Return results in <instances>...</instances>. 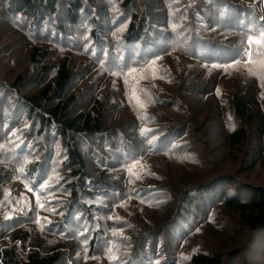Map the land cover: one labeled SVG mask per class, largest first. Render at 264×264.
<instances>
[{
	"label": "trees",
	"instance_id": "trees-1",
	"mask_svg": "<svg viewBox=\"0 0 264 264\" xmlns=\"http://www.w3.org/2000/svg\"><path fill=\"white\" fill-rule=\"evenodd\" d=\"M0 264H264V0H0Z\"/></svg>",
	"mask_w": 264,
	"mask_h": 264
},
{
	"label": "snow or ice",
	"instance_id": "snow-or-ice-1",
	"mask_svg": "<svg viewBox=\"0 0 264 264\" xmlns=\"http://www.w3.org/2000/svg\"><path fill=\"white\" fill-rule=\"evenodd\" d=\"M258 42V41H257ZM250 55H251V53H250Z\"/></svg>",
	"mask_w": 264,
	"mask_h": 264
}]
</instances>
